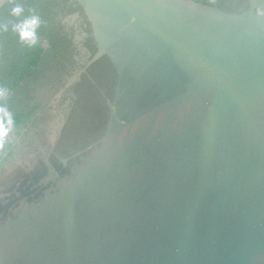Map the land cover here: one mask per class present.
<instances>
[{
	"label": "water",
	"instance_id": "obj_1",
	"mask_svg": "<svg viewBox=\"0 0 264 264\" xmlns=\"http://www.w3.org/2000/svg\"><path fill=\"white\" fill-rule=\"evenodd\" d=\"M249 2L81 1L97 52L76 39L87 58L57 98L107 56L109 122L66 171L50 160L65 120L22 146L39 152L16 164L44 169L0 215V264H264V0Z\"/></svg>",
	"mask_w": 264,
	"mask_h": 264
},
{
	"label": "trees",
	"instance_id": "obj_2",
	"mask_svg": "<svg viewBox=\"0 0 264 264\" xmlns=\"http://www.w3.org/2000/svg\"><path fill=\"white\" fill-rule=\"evenodd\" d=\"M82 0H13L25 5L26 14L29 9H35L44 21L40 31L42 40L34 49L27 48L19 41L16 33L9 30L0 33V83L10 88L9 111L12 114L14 129L10 133V143L5 151L13 154L9 166L17 155L19 146L29 145L32 140L40 139L44 135V126L51 123V110L54 101L64 103L65 96L72 89L64 92L62 99L56 96L65 86V81L71 76L70 70L75 64L74 28L69 27L70 18L79 14L84 24L88 25L82 32L87 34L84 45L92 55L97 52L92 34L91 24L85 15ZM208 6L238 14L243 0H192ZM244 12V11H243ZM5 17V11H0V20ZM70 19V20H69ZM95 82L103 87H115L116 73L110 59L105 56L96 62L88 71ZM84 83L87 80L82 77ZM76 85V84H75ZM83 84L75 88L74 100L70 105L68 122L64 127L62 138L56 148L59 154L67 155L73 148L72 140L77 141L86 129V123L81 115L98 116L101 120L97 132L107 119V109L101 105L98 89L91 83L78 90ZM108 95L111 90L105 89ZM77 98V100L75 99ZM98 103H95L96 99ZM61 100V101H60ZM84 146L90 145L88 141ZM10 169V168H9ZM4 171H2L3 173ZM1 174V173H0Z\"/></svg>",
	"mask_w": 264,
	"mask_h": 264
},
{
	"label": "flooded vegetation",
	"instance_id": "obj_3",
	"mask_svg": "<svg viewBox=\"0 0 264 264\" xmlns=\"http://www.w3.org/2000/svg\"><path fill=\"white\" fill-rule=\"evenodd\" d=\"M241 7H240V12H243V11H246L249 6H250V2L249 0H243L241 2ZM76 15H79V14H75L73 16H76ZM72 16V18H73ZM70 18V22H69V27L71 28H74L75 29V32H76V37H75V44H76V39L77 38H83V36L85 35L83 31V29L85 27H88V25H85L84 23V20L81 19L80 15L79 17H74L73 19ZM87 37H85L82 41V43L80 45H82V47H85V49H87V47L84 45V43L86 42ZM95 42V40H94ZM96 44V43H95ZM75 48H77L75 51V56H74V60H75V64L72 66L71 70H70V74L71 76L69 78H67V80L64 82L65 83V86L62 90H64L66 88V84L68 83L69 79L78 71L82 70L83 69V60H85L87 58V54L84 53L78 46H75ZM97 48V46H96ZM88 50V49H87ZM88 52L90 53V51L88 50ZM110 59V58H109ZM111 63H112V60L110 59ZM98 62V61H97ZM95 64V63H94ZM93 64V65H94ZM113 64V63H112ZM92 65V66H93ZM90 66L87 70H86V73H84L82 76H81V79L80 81H78L77 83H75L74 85L70 86V88H68L66 91L68 92L69 90H71L72 92L71 93H68L66 94L65 96V100H64V103L61 104L60 102H56L54 101L51 105L52 107V110H51V117H53L51 119V123H54L56 122L57 125H59L63 120H65V125L64 127L66 126L67 122H68V114L70 113L71 114V110H70V105L72 103V100H74V95H75V90L73 88H75L77 85L79 84H83L82 87L78 90V92L83 89L84 87L88 86L87 83H91L93 84L99 91V94L101 95V98H100V102H101V105H103L106 109H107V119H106V122L102 124V126L100 127V130L102 131V133L99 135L97 130L98 129V125L100 123V119L98 118V116H95V117H89L88 114H85L84 116L81 115L82 118H84L85 120V123H86V129L84 130V132L82 133V135L76 139H78L77 141H74L72 140L70 144L73 145V148H71L68 152L67 155H64V154H59L56 152V148L62 138V134H63V131L65 130V128L63 127L62 129V133H61V137L59 139V142L57 143L54 151L51 153V157H50V160L52 162L53 165H55L59 170H63V171H66L63 167H64V164H63V160H66V159H70V158H73L77 153L81 152V151H84L88 146H90L92 143L94 142H97L103 135V133L105 132L106 130V127L108 125V122H109V118H110V109H109V106L108 104L109 103H112L114 104V101H115V98L117 96V87L120 86L119 84V76H118V73L117 71L115 70V75H116V78H115V87L112 88V86H106L104 87H101L99 86L95 80L92 79L90 73L88 72L90 70V68L92 67ZM114 67V65H113ZM115 69V67H114ZM85 76L86 77V81L85 83L83 82L84 79H82V77ZM126 79V80H124ZM129 86H130V81H129V78H124V74H123V78H122V81H121V90L119 92V96H120V99L119 101H117V104H116V108L120 111V106L121 105H125L126 103H128V95H129ZM111 90V95H108L106 90ZM65 91V92H66ZM64 95H62L63 97ZM61 97V99H62ZM57 98V96H56ZM77 100V98H75ZM61 101V100H60ZM99 99L97 98L95 100V103H98ZM123 105V106H124ZM124 109V108H123ZM122 109V110H123ZM121 110V111H122ZM45 127V126H44ZM48 130H45L44 131V134L40 139H38L39 141H41L43 144H46L47 143V137H48ZM37 140V139H36ZM36 140H32V142H35ZM90 141V145L88 146H85L82 150H79L80 147L84 146L83 143H86ZM29 148V147H27ZM26 147H22L19 146L18 148V152H17V155L16 157L14 158V160L12 161V164H16L18 162V159L19 158H26V154H37L39 152V149L36 147L31 148V150H29V152H25ZM22 156V157H21ZM33 164H34V158L33 160H30ZM11 164V165H12ZM11 165L8 167V169L6 171H4L2 173V171H0V195H3V201H2V205L0 204V215H3V213H5L6 211H8L9 208H11V206L15 205L16 203H18L20 200H19V196H20V191H23L25 190L26 188H30L31 186L34 185V183H31V182H35L34 181V178L39 175L42 170L44 169L43 168V165L41 164V162H38V166L36 167L37 169L35 170L34 173H30L29 171H26L24 170V167L21 165V166H17L20 167V168H23V172L21 173H16L14 174L15 172V169L13 167H11ZM9 168H12V170H14L13 172L9 173ZM32 178V179H31ZM31 181L28 183L27 180H30ZM23 182V184H21V186H25L24 188L22 187H18V184L20 182Z\"/></svg>",
	"mask_w": 264,
	"mask_h": 264
},
{
	"label": "clouds",
	"instance_id": "obj_4",
	"mask_svg": "<svg viewBox=\"0 0 264 264\" xmlns=\"http://www.w3.org/2000/svg\"><path fill=\"white\" fill-rule=\"evenodd\" d=\"M0 7L5 11V17L0 20V33H7L9 30L16 33L19 41L29 49L36 48L42 40L40 29L44 23L40 14L33 8L26 14L25 5L13 2V0H0ZM258 15L264 12L257 10ZM132 22H135L133 17ZM10 88L0 83V171H6L9 167L13 154L5 151V146L10 143V133L13 132L14 123L12 114L9 111ZM14 174L23 172V168L12 164Z\"/></svg>",
	"mask_w": 264,
	"mask_h": 264
}]
</instances>
